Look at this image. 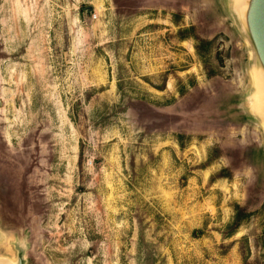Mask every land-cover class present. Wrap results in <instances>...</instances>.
I'll use <instances>...</instances> for the list:
<instances>
[{"label":"rangeland","instance_id":"obj_1","mask_svg":"<svg viewBox=\"0 0 264 264\" xmlns=\"http://www.w3.org/2000/svg\"><path fill=\"white\" fill-rule=\"evenodd\" d=\"M235 2L0 0V260L264 264Z\"/></svg>","mask_w":264,"mask_h":264},{"label":"water","instance_id":"obj_2","mask_svg":"<svg viewBox=\"0 0 264 264\" xmlns=\"http://www.w3.org/2000/svg\"><path fill=\"white\" fill-rule=\"evenodd\" d=\"M89 11L92 7L87 8ZM234 11L249 44L257 93L264 86V0H236ZM260 116V115H259ZM264 123V116H260ZM16 264H25L24 249H18ZM0 264H9L0 260Z\"/></svg>","mask_w":264,"mask_h":264},{"label":"bare ground","instance_id":"obj_3","mask_svg":"<svg viewBox=\"0 0 264 264\" xmlns=\"http://www.w3.org/2000/svg\"><path fill=\"white\" fill-rule=\"evenodd\" d=\"M259 89L257 93L258 112L260 116H264V86L261 85Z\"/></svg>","mask_w":264,"mask_h":264}]
</instances>
